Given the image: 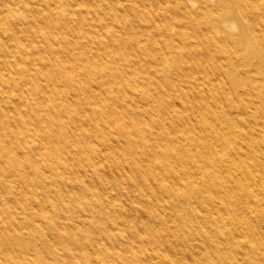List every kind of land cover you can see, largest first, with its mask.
Wrapping results in <instances>:
<instances>
[{"label":"bare ground","instance_id":"bare-ground-1","mask_svg":"<svg viewBox=\"0 0 264 264\" xmlns=\"http://www.w3.org/2000/svg\"><path fill=\"white\" fill-rule=\"evenodd\" d=\"M80 1L112 13L152 5ZM165 3L182 11L161 35L131 13L109 27L87 12L73 29L96 62L79 54L74 74L52 58L29 75L38 94L14 78L19 99L0 96V125L15 127L0 129V264H264V0H155L162 16ZM230 38L248 49L247 68H228ZM69 190L87 232L49 212L69 219Z\"/></svg>","mask_w":264,"mask_h":264},{"label":"rangeland","instance_id":"rangeland-1","mask_svg":"<svg viewBox=\"0 0 264 264\" xmlns=\"http://www.w3.org/2000/svg\"><path fill=\"white\" fill-rule=\"evenodd\" d=\"M149 1L152 2V5L139 4L135 8L127 6L124 10L120 9L112 13L109 8L87 9L80 0H0V78L4 80L0 83V96H8L14 100L19 99V90L15 88L14 78L18 80L21 79V81L24 82V87L38 94L40 92L39 88L36 86L35 82L28 79L29 75L35 76L42 72H46L48 70L47 63L50 62L52 58L58 59L60 65H62L63 62L69 63L72 66L70 71L74 74L78 73V68L81 66L80 63H82L77 59L79 54L90 55L87 60L89 64L96 62L97 56L90 52H86L84 47L85 39L78 35L73 29L74 23L84 20L87 12L91 14L102 11L99 14L104 15L103 21L105 25L109 27H111L113 23L118 22L119 17L121 18L123 14L131 13L143 27H148L150 24L158 35L162 34L163 30L161 27L164 23L168 21L178 23L177 15L181 14L182 11L179 6L173 7L171 5L173 3H165V9L163 8L165 15L162 16V11L155 4V0ZM255 1L258 3L262 2V0ZM242 5H245V3ZM237 14L241 17L238 11ZM145 15L149 17L148 21L144 20ZM229 19H233L231 14ZM129 27L130 24H127V28ZM118 29L120 30L121 27L117 26L114 31L118 32ZM178 29L181 28L178 27ZM171 33L176 36L179 32L175 28H172ZM143 37L144 42H150L149 35L146 34ZM223 45L228 51L226 55L231 56L232 59L227 65L229 69L235 70L238 64H240L243 69L247 68L245 64L248 62L245 61L243 55L244 51H248L246 47L241 46V51L240 48L237 47V39L231 38L225 39ZM126 56H120V61L126 60L129 57L128 54H126ZM105 57L107 58L106 60L111 58L108 54L105 55ZM169 58L172 59L173 55L170 54ZM208 62L209 61H205L198 66L199 75H203L208 71L210 66ZM173 71V68L167 67L162 73L172 74ZM44 78L47 83H55V76L51 74ZM176 86L178 87V83H176ZM74 92L72 88L69 90L70 94ZM81 96L84 97L85 95L81 94ZM4 108L0 100V112H3ZM6 111H8L7 108ZM67 118L70 119L69 116H67ZM254 125L257 130L260 128L259 122L255 121ZM0 129L3 130L4 133L13 134L15 127L12 124L10 125L7 121L3 123L2 126L0 125ZM69 129L73 131V133L77 132L73 125ZM10 144H16L15 138H13ZM37 156H39V154H37ZM99 163L100 162L96 163V165ZM37 180V186H35L37 190L35 191H38V194H41L43 191L47 192L45 188L48 182L45 180L41 171ZM29 187V184L24 185L25 190ZM109 189L111 190V188ZM73 191L74 190H69V193H65L67 194L65 200L68 204H72L68 220L66 216L67 210H65L64 207L63 209H52L49 212L53 214L52 218L54 217L57 221H69L71 223L70 229L87 232L89 226L83 221V218L81 219L82 221L73 220V218L76 219L82 216L80 213L83 212L80 208V203H83L82 201H69V194L73 195ZM82 200L84 202L87 201L85 198ZM253 202L256 203L258 200L254 198ZM243 211L242 215L244 218L253 219L252 208H244ZM26 216L28 218L31 217L27 214ZM38 223L42 226L48 225L47 222L42 219H39ZM263 226L264 224H262V227ZM100 264L106 263L100 261Z\"/></svg>","mask_w":264,"mask_h":264}]
</instances>
